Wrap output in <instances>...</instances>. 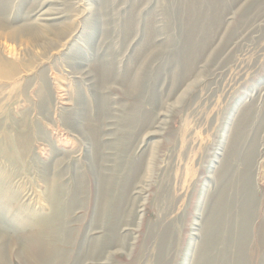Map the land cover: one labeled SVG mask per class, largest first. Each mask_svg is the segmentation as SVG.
Returning a JSON list of instances; mask_svg holds the SVG:
<instances>
[{
  "label": "rangeland",
  "instance_id": "374dc122",
  "mask_svg": "<svg viewBox=\"0 0 264 264\" xmlns=\"http://www.w3.org/2000/svg\"><path fill=\"white\" fill-rule=\"evenodd\" d=\"M0 23L51 30L45 57L0 37L16 68L0 78V228L38 231L12 217L49 216L43 173L60 167L64 264H204L210 240L225 263L204 229L216 201L233 219L246 171L264 200V0H0Z\"/></svg>",
  "mask_w": 264,
  "mask_h": 264
},
{
  "label": "bare ground",
  "instance_id": "6f19581e",
  "mask_svg": "<svg viewBox=\"0 0 264 264\" xmlns=\"http://www.w3.org/2000/svg\"><path fill=\"white\" fill-rule=\"evenodd\" d=\"M35 25L34 24L33 25L24 24L22 26L10 27V26H6L0 23V37H6V40H9V42H13V43L16 42V43H22V44L28 43V45L30 44L34 48H40L43 51L42 56L45 57V55L47 54L46 52H48L47 50L50 47V43L47 37L45 36V34L51 32V30L47 26V24L46 25L40 24L39 27L38 26L36 27ZM59 29L60 28L56 26V29L54 30V32L52 31V33H54V35H56L57 37L60 35ZM19 40H21V42ZM196 56H198V54ZM189 60L188 61L186 60V61L189 62ZM4 61L5 60L0 59V78L12 77L14 72L16 71V68L14 67V64L8 63V62L6 63ZM187 62L185 63L186 65H187ZM42 75L43 73L41 74V76ZM40 85L41 86L39 88L40 89L39 94L42 98H45L46 96L45 95L46 94L45 93V80L43 76L40 78ZM41 106L44 108V102L41 104ZM236 137H239V136H236ZM1 138L2 137H0V139ZM13 141L14 140H12L11 138L8 139L7 141L9 142L11 146L10 147L11 150L9 151L10 155L13 156L12 163L8 161L7 163H9V166L11 164L15 168H17L16 167L17 162H14V161L15 160L20 161V158L22 155L20 154L17 145L12 144L14 143ZM12 150H14L16 154L12 152ZM234 151L236 152V149ZM250 153L252 156L254 155V152H250ZM57 162L60 163L61 161H57ZM248 163H249V160H248ZM51 166L54 167V165H51ZM22 169L25 172H28L27 167L25 168L22 167ZM3 170H5V173L0 174V183L2 184H4V181H6L10 176L7 169L3 167ZM51 170L53 171V169H50L48 172V169H44V173H43V180H44V184L46 186V191H47V194H45V198H46L45 201L50 210L49 216H47L44 220H42L38 216H33L32 214L23 215V214H20L19 212H18L19 214L16 213V215L12 217L13 218L12 222L16 223L19 228L21 229L31 228L35 230L38 229V231L36 232L34 231L33 233H30L28 236L21 238V239L12 238L9 230L0 228V241L7 243V246H5L3 243L0 244V264H10V262H7V260L9 261L10 255L11 257L15 258L13 259L14 264H56V263L64 264L65 254L63 252L62 246L65 243H68L67 242L68 238L64 234L65 231L63 230V227L65 226L64 215L66 214L65 213L66 209L63 207L61 208V205H60L62 201L61 194L63 193L62 192L63 187L60 185L59 179H61V174L63 173V171L59 167L58 173H55L54 175H50V172H52ZM249 171L251 172L252 169H250ZM246 173L248 174L247 171ZM245 174L239 177L240 179L239 185L241 189L240 193H237V191H235L239 196L236 195L237 196L236 199H238V201L235 202L237 212H235V214L233 215V219L231 218L232 214L230 211L232 209V204H233V203L231 204L232 201H230L229 199L228 200L226 199L224 201L220 199L221 202H219L218 200L216 201V205H215L216 209L214 210L215 216L208 220V223H206V226L204 228L206 232L205 234L209 235L212 238L217 239V241H219V244L224 246L223 248L224 251L222 252V255L220 257L227 259L228 263H226L227 261H225V263L223 264H264V200L259 199L255 190L253 191L252 188L247 189L246 183L247 181H250L251 179L247 180V176H246L247 174L246 175ZM251 175L254 176L253 173ZM228 184L229 183L225 185L228 186ZM250 184L251 183L249 182L248 186ZM252 184L255 185L253 182ZM223 189H222L223 191L221 192V194L225 195L226 194L225 188ZM109 199L110 198L107 195H105L103 199L102 208H103V212L105 211L104 213L105 216L108 215V210L110 207ZM232 200L234 199L232 198ZM12 202H14L13 198H11L8 202H5V203L0 201V206L2 207L4 206L7 210L10 207ZM73 202H75V199H72L71 203ZM197 225H200V224H197ZM211 241L212 240H210L208 250H206L207 253L204 252V254L207 256V259L210 261V263L204 261V264H212V261H213L212 250L214 249L211 248V244H212ZM108 242H109L108 239L105 238L104 236L102 243L107 244ZM219 244L218 246H220ZM260 249L262 250L261 253H259ZM7 251L8 253L6 254ZM98 251H100V247L98 246V244H95L93 246V254L97 253Z\"/></svg>",
  "mask_w": 264,
  "mask_h": 264
}]
</instances>
